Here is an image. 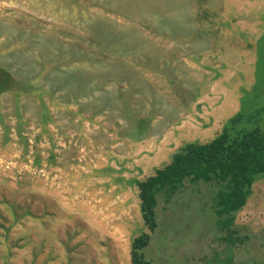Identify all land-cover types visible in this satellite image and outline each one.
Instances as JSON below:
<instances>
[{"label": "rangeland", "instance_id": "obj_1", "mask_svg": "<svg viewBox=\"0 0 264 264\" xmlns=\"http://www.w3.org/2000/svg\"><path fill=\"white\" fill-rule=\"evenodd\" d=\"M197 15L201 0H0V66L24 79L0 93V264H113L80 241L91 177L153 175L243 109L264 123V32L201 38ZM143 119L151 132L129 136ZM214 186L160 201L152 264H264V175L229 225Z\"/></svg>", "mask_w": 264, "mask_h": 264}, {"label": "trees", "instance_id": "obj_2", "mask_svg": "<svg viewBox=\"0 0 264 264\" xmlns=\"http://www.w3.org/2000/svg\"><path fill=\"white\" fill-rule=\"evenodd\" d=\"M18 78L7 67L0 66V93L14 89L24 80ZM263 111L256 115L264 114ZM248 112L243 109L230 118L210 141L186 143L168 164L137 181L141 213L148 231L132 241V264H152L144 250L151 241V234L159 227L160 201L165 206L171 204L187 181L215 184L212 209L218 222L229 225L233 221V214L246 203L253 182L264 175V123L251 121L252 114ZM139 124L128 133L132 138L139 139L151 132L146 119Z\"/></svg>", "mask_w": 264, "mask_h": 264}, {"label": "crops", "instance_id": "obj_3", "mask_svg": "<svg viewBox=\"0 0 264 264\" xmlns=\"http://www.w3.org/2000/svg\"><path fill=\"white\" fill-rule=\"evenodd\" d=\"M213 1L219 4L217 11H222L220 15L213 9ZM201 11L202 19L197 15L196 20L197 27L201 21V38H246L257 37V34L259 37L263 35L264 0H207V3L206 0H201ZM204 12H214V14L210 15V19H207ZM225 45L230 44L225 43ZM222 50L227 49L223 47ZM137 148L139 147L137 146ZM136 161L129 164L130 160H123L121 167L112 164L111 169L114 173L117 171L121 173L135 169L140 163L143 165L140 159ZM144 162L152 165V160L145 159ZM169 162L170 160L166 163ZM121 176L124 177V180L115 181L102 175L91 177L88 181L92 183L91 187H95L94 190L86 191V193L89 192V196L81 193V200H79L80 204L83 203L81 205H85L86 202L91 204V212L82 215L84 222L89 225V229L86 228L84 233H81L82 236L87 233V236L85 239L81 236L80 241L83 243H87L84 242L85 240L90 243L96 242L100 246L99 251L97 250L98 259L113 260V264H122L123 259L130 261L131 238L138 233L147 231L140 211L141 201L137 186V181L144 178H140V176L130 178L125 173H121ZM120 182L122 183L119 185ZM87 215L89 218L86 217Z\"/></svg>", "mask_w": 264, "mask_h": 264}]
</instances>
